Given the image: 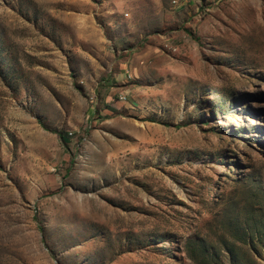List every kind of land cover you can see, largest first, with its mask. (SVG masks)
<instances>
[{
	"label": "rangeland",
	"instance_id": "1",
	"mask_svg": "<svg viewBox=\"0 0 264 264\" xmlns=\"http://www.w3.org/2000/svg\"><path fill=\"white\" fill-rule=\"evenodd\" d=\"M0 264H264V0H0Z\"/></svg>",
	"mask_w": 264,
	"mask_h": 264
}]
</instances>
